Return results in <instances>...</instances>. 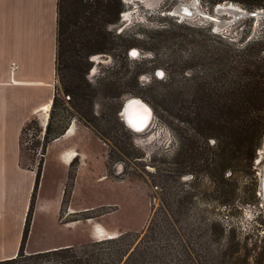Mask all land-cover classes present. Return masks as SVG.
<instances>
[{
	"label": "rangeland",
	"instance_id": "obj_1",
	"mask_svg": "<svg viewBox=\"0 0 264 264\" xmlns=\"http://www.w3.org/2000/svg\"><path fill=\"white\" fill-rule=\"evenodd\" d=\"M196 2L197 15L175 14L178 5L186 3L194 10ZM123 4L120 22L108 28L114 47L99 53L106 57L90 56L85 68L92 88L88 114L81 116L57 77V102L47 112L45 123L44 116L43 120L32 119L24 129V148L36 158V175L41 170L30 244L74 241L73 251L66 256H90L102 246H111L112 252H124L119 264H131L134 258L138 264H154L155 258L143 249L149 242L145 233L149 236L152 225L162 252L171 251L182 261L264 264V136L253 162L234 172L223 171L221 176L219 153L202 149L204 157L214 160L206 162L199 156L189 165V145L207 146L196 130L200 124L191 112L195 106L177 104L170 110L155 102V97L170 99L176 94L195 100L196 84L212 80L222 68L210 55L212 46H243L253 41L264 35V18L242 16L215 33L219 21L206 14L223 22L230 18L214 11L217 4L211 0H123ZM135 49L138 53L133 55ZM212 83L219 86L218 81ZM118 92H123L121 97H116ZM131 97L148 101L153 109L149 127L139 133L123 120L125 100ZM48 122L50 135L45 140ZM73 125V135L51 144L54 136L64 135ZM214 140L207 141L213 145ZM60 147L79 153L70 166L61 162ZM58 203L59 222L81 220L78 228H65L58 222ZM71 205L83 212L68 214ZM99 219L126 231L120 243L99 245L111 238L87 235L88 225L101 224ZM100 228L105 234L106 229ZM30 255L24 250L7 264H65L56 255ZM170 260L155 264H173L174 258Z\"/></svg>",
	"mask_w": 264,
	"mask_h": 264
},
{
	"label": "trees",
	"instance_id": "obj_2",
	"mask_svg": "<svg viewBox=\"0 0 264 264\" xmlns=\"http://www.w3.org/2000/svg\"><path fill=\"white\" fill-rule=\"evenodd\" d=\"M224 1L242 4L251 11L264 8V0H211L213 4ZM123 8V0H58L56 73L60 88L69 95V100L81 116L88 114L90 105L89 95L92 88L85 77V68L89 64V57L109 51L114 47L113 33L108 28L120 22ZM125 41L132 42L128 39ZM122 46L127 48L128 45L122 44ZM212 49L210 51L212 59L216 64H222V68L215 78H211L212 80L207 79L196 84L198 90L195 100L189 101L176 94L170 99L164 96L158 100L155 97V102L170 110L177 104L184 107L186 105V108L195 106V111L191 110V112L194 113V118L200 124L196 130L201 138H205L207 146L206 148L200 146L193 148L189 145L187 149L191 150L187 153L189 165L195 164V160L200 159L199 156L208 162L212 157H204L205 151L216 152L223 159L222 174L220 170L222 176L223 171L234 172L237 167L247 166L253 162L256 151L262 144L264 136V35L256 37L243 46L226 43L225 48L212 46ZM213 80L214 82L218 81L219 86L217 83H212ZM58 91L59 88L53 98L52 109L56 105ZM122 93L119 95L118 92L116 97H121ZM181 120L188 121L186 118ZM49 135L50 122L47 125L45 140ZM57 137L59 136H54L52 139ZM210 138L215 139L213 145H209L207 141ZM120 147L121 150H125V147ZM40 177L41 170L38 169L19 252L11 259L0 261V264L12 263L24 254L33 219L35 192ZM148 231L149 236L148 232L145 233V236L149 242H145L143 249L155 258L154 264L157 260L166 263L164 260L172 261L170 260L172 258H174L173 264H193V262H189V259L182 261L171 251L162 252L161 247L157 245L158 234L152 229V225L149 226ZM123 234L116 238L102 240L98 244L120 243ZM150 241H153V245ZM188 246L186 243V255H189ZM111 248V246H102L96 251V254L90 256L75 253L66 256V253L74 249V246H66L31 253L30 256L46 253L56 255L60 262L65 264H119L124 252L120 250L112 252ZM143 249L141 251H144ZM131 264H138L136 258ZM141 264L145 263L142 261Z\"/></svg>",
	"mask_w": 264,
	"mask_h": 264
},
{
	"label": "crops",
	"instance_id": "obj_3",
	"mask_svg": "<svg viewBox=\"0 0 264 264\" xmlns=\"http://www.w3.org/2000/svg\"><path fill=\"white\" fill-rule=\"evenodd\" d=\"M57 32L58 0H0V261L15 257L22 243L37 167L35 156L24 148L23 133L32 119L43 120L44 116L45 123L47 111L43 108L53 103L58 86ZM67 149L60 147L58 155L70 166L78 156ZM59 204L55 210L58 222ZM76 212L83 210H73L71 205L68 214ZM97 221L107 233L119 236L126 232L102 219ZM80 223L74 220L60 224L74 229ZM88 226L87 235L95 237L99 227L94 222ZM32 232L31 223L27 252L76 244L65 241L32 246Z\"/></svg>",
	"mask_w": 264,
	"mask_h": 264
},
{
	"label": "bare ground",
	"instance_id": "obj_4",
	"mask_svg": "<svg viewBox=\"0 0 264 264\" xmlns=\"http://www.w3.org/2000/svg\"><path fill=\"white\" fill-rule=\"evenodd\" d=\"M196 1H198V0H196ZM225 3V2H224ZM227 3V4H226ZM225 4H219V6H218V9L216 10L217 12H219V13H222V14H224L225 16H228L230 19H228V20H226L225 22H223V20H221L218 16V18H215V17H212V16H210V15H208V14H206L207 15V17L208 18H210V19H215L216 21H219V23H217V27H218V29H217V27H215L217 30H220L221 28L220 27H222L223 25H225V24H229V23H231V22H233L234 21V19H237V18H240V17H242V16H246L247 15V13L249 12L247 9H245V8H242L240 5H238V4H236V3H234V2H226ZM197 5H198V2H196L195 3V5H194V10H193V8L191 7V8H189L188 6V4H186V3H182V4H180V5H178V7L175 9V14H178L179 16H182V17H185V16H195V15H197V13H198V11H200V10H198V7H197ZM204 12V11H203ZM126 15V14H125ZM128 15V14H127ZM138 53V52H137ZM99 54V53H98ZM101 57H105L104 55H101V54H99ZM96 59V58H95ZM105 59V58H104ZM96 61H97V59H96ZM101 62V61H100ZM131 98H134V97H131ZM135 98H138V97H135ZM126 101V100H125ZM51 107H52V104L51 105H47V106H45L43 109H45L47 112H49L50 111V109H51ZM126 114V113H125ZM47 117V116H46ZM139 119L140 118H138V117H136V122H134V124H136V125H133L132 123V127H134L135 129L133 130L134 132H136V133H139V132H142L143 131V129L142 128H144V126L146 125V123L144 122V123H139ZM145 121V120H144ZM127 125V124H126ZM75 125H73V126H71V127H68V129H67V131H66V133H65V136H68V135H73L74 133H75ZM149 127V126H148ZM147 127V128H148ZM146 128V129H147ZM72 152V151H71ZM73 155H74V157L75 156H78L79 155V153L77 152V151H74L73 152ZM76 158V157H75ZM74 158V159H75ZM72 159V158H71ZM97 226L99 227V232L97 233V235H96V237H98V238H101L102 236H104V235H107L109 238H114V237H117L118 235L117 234H113V233H107V232H105V234H104V230H102L100 227H102V226H100L99 224H97ZM106 231V230H105Z\"/></svg>",
	"mask_w": 264,
	"mask_h": 264
},
{
	"label": "water",
	"instance_id": "obj_5",
	"mask_svg": "<svg viewBox=\"0 0 264 264\" xmlns=\"http://www.w3.org/2000/svg\"><path fill=\"white\" fill-rule=\"evenodd\" d=\"M224 2H228V1H224ZM222 2V3H224ZM230 3L232 1H229ZM200 3V2H199ZM219 4L217 3V5H215L214 7V11L215 9H218ZM248 16H252L255 19H261L264 18V8H260V9H255L252 11H249L247 13ZM133 53V55L136 54V51L132 50L131 51ZM105 57L106 55L103 54ZM92 61H96L95 57H93ZM159 75H162V71L158 72ZM126 113V114H125ZM122 114H123V120L125 121V123L127 124V126L129 128H131L132 130H134L135 126L132 127L134 124V122H136V117L140 118L139 119V123H146V125L144 126L143 131L150 125L152 119H153V109L151 107V105L149 103H147L146 101H144L141 98H129L125 101V104L123 106V110H122ZM145 120V121H144ZM132 123V124H131ZM262 191H263V196H264V169H263V181H262Z\"/></svg>",
	"mask_w": 264,
	"mask_h": 264
},
{
	"label": "built area",
	"instance_id": "obj_6",
	"mask_svg": "<svg viewBox=\"0 0 264 264\" xmlns=\"http://www.w3.org/2000/svg\"><path fill=\"white\" fill-rule=\"evenodd\" d=\"M213 30H214L213 32H215V33H218L219 31H221V30H218V31H217L216 28H213ZM67 98H69V96H67ZM96 227H98V226L96 225ZM96 227H95V228H96ZM96 229L99 230L98 228H96Z\"/></svg>",
	"mask_w": 264,
	"mask_h": 264
},
{
	"label": "flooded vegetation",
	"instance_id": "obj_7",
	"mask_svg": "<svg viewBox=\"0 0 264 264\" xmlns=\"http://www.w3.org/2000/svg\"><path fill=\"white\" fill-rule=\"evenodd\" d=\"M186 17V16H185Z\"/></svg>",
	"mask_w": 264,
	"mask_h": 264
}]
</instances>
